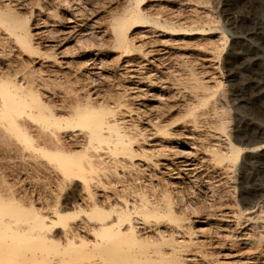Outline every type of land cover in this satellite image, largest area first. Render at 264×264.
I'll use <instances>...</instances> for the list:
<instances>
[{
    "label": "bare ground",
    "instance_id": "obj_1",
    "mask_svg": "<svg viewBox=\"0 0 264 264\" xmlns=\"http://www.w3.org/2000/svg\"><path fill=\"white\" fill-rule=\"evenodd\" d=\"M143 1L144 0H136L138 11L131 19L126 15L117 16L112 19L113 23L110 30L114 35L115 44L122 50V54L133 51L130 49V42L127 37V30L131 21H133L134 24L150 23L152 25H138V27L147 29L143 32L145 35L143 34L142 37L151 35L154 39L155 37H160L165 34L164 31L159 29V27L165 28L164 26H166V23L162 26V21L160 22L158 20L160 16L158 19H153L152 17H155L153 15L151 19L147 20L145 18L143 15L144 11L140 9ZM151 14L152 13H150V16ZM3 18L4 17L0 16V21L6 22ZM209 21H211V19ZM18 29H20V27H18ZM28 34V30L23 28L20 32L18 31L17 34L18 42L23 47V50H27L31 47V35L29 36ZM4 37L0 38V40H6ZM153 39L151 40L155 41ZM169 42L167 40L165 42L161 41L156 48L142 51L144 57L151 56L152 54L155 55V57L149 60L144 59V61H141L137 56V59L133 57L134 59L129 58V60L126 61V64H124V72L128 75L127 78L133 82V87L130 86V90L133 92V96L131 95L130 100L131 98L132 100L134 98H140V96L143 95L145 90H142V87L152 86L153 83L151 81L150 72L154 71L150 66L158 70V67L155 66L153 62L157 60L163 62V60L167 58V55H171L170 49H172L171 47L173 46H171ZM214 43L215 42H213V46ZM215 52L217 51H214L213 48L208 50L210 59L208 58L207 60L210 67L214 65ZM232 56L249 58L253 63H256L257 59L260 60L258 53L250 45L238 50L235 49ZM141 59L143 58L141 57ZM160 65H162V63H160ZM4 66L7 67V70L5 72H0V126H3V129L7 128L8 130L6 129V131L10 130L12 133L18 134V136L28 140V145H26L28 146L27 148L33 151L41 150L44 152L47 158H49V161L54 163L57 169H59V182H61L63 186L65 185L64 187L71 186L72 193L67 196L69 200L67 203H63V206H58L56 203L55 206H51L52 208L44 213L38 209L39 207L35 206L34 201H30L31 203L28 202V204H30L26 205L27 203H22L23 201L18 200V198L12 195L10 196V188L8 191L5 190V193L10 192L8 196H5L6 194L4 193V195L0 191V264L257 263L259 260H257V258L260 256L241 258V255H238L241 252H237V255L233 254V257H225L222 260L212 259V253L210 251V253H208L206 248V246L208 247L212 244L211 240L208 243L205 237L204 239H200L199 237H202L204 234V236H206V233H209L207 230L210 227L207 229L206 226H211L210 220L214 218H216L218 222H221L226 228L233 226V229L234 227L236 229H238V227L241 229L247 221H250L251 215L248 213L249 209L238 210L237 204H234L232 201L233 204L228 203L226 207L220 205L225 209L219 214L213 211L208 213L205 206L204 209L207 213L203 210L202 212L201 210L200 212L196 211V215L194 216L196 219H192V217L190 218L187 217L186 214L184 215L181 207L177 208L176 206V203L179 202L183 204V201H185L183 196L179 195L183 191L182 186L186 184L194 185L195 183L203 184L204 180L207 178L214 182H210L211 184L209 185L207 183L208 186L205 190L212 191L213 186L216 187V185L225 183V181L229 179L231 176V169L235 168L234 165L239 161L242 153L248 154L255 152L260 154L264 152V144L257 147H245V149H242L236 146L234 141L229 138L224 127V122L218 118L220 113L217 111V106L215 107L214 103L215 100H221V96L217 91L221 84L214 79V75L212 76L213 78L208 76V78L202 79L203 77L201 78V75L197 76V73L191 71L190 74L186 72L187 76L185 74L184 78H181L186 70H184L183 73L180 71V78L177 77L178 79L174 80L172 88L174 87L178 91L179 97L186 96L185 100L188 97V101L185 103L186 105L184 104L186 108L184 109L185 116L179 117L181 119L173 122H164V118H160L162 116H159L161 121L157 118L158 115L146 117V112L145 115L144 113L138 114L139 118L144 119L146 122V128L148 127L147 134L144 129L137 130L135 129L137 125L133 126L130 124L132 118L131 114H135L133 111L137 112L138 109H130L131 103H127L130 101L129 99H126L128 100L127 102L120 100L125 96H118L117 98H122H119V100L115 99L116 101L112 103L104 99H98L100 98L98 96L94 99H90L91 96H86V99L74 95L75 97L70 100L68 99V103L64 100V103L62 102L59 105H51L50 102L43 99L42 95L35 88L36 86L33 87V81H35L36 78L33 77L35 80H30V76L28 78L25 76L24 78L22 75H20L22 78H19V68L12 64H4ZM34 72L37 71H32V73ZM26 74H28V72L25 73V75ZM38 79L41 78L38 77ZM153 81L155 82V79ZM211 84L215 85V90L211 89ZM109 103H112V105ZM217 112L219 114H217ZM124 115L128 117H123ZM35 118H40L42 120L40 126L35 127V129L33 128L35 131L34 133L37 134V139H35V135L34 137L31 136L32 131L30 132L29 130L33 129L29 126L30 124H28L30 120ZM128 118L129 120H127ZM217 118L218 120H215ZM158 119L160 121H158ZM207 123L211 126L206 132L207 134H204V136L206 135L204 139L207 138L213 143L211 145L208 143L209 145L204 147L201 146L203 143L197 144L194 134L203 132L204 124L207 125ZM214 123H216L215 126ZM179 131H182V133ZM176 132H179L178 135L182 134V139L178 143L179 146L172 149L173 145L171 147L170 144L175 141V136H177ZM185 132L187 133L185 134ZM199 138L201 137L199 136ZM201 139L203 141V138ZM201 139H198V141L201 142ZM147 141L150 142V145H147L148 147L141 146V143ZM88 150L94 151V154H92V151L90 152L92 155L86 153L89 154L86 160L77 157L79 152ZM159 166L164 170V172L160 174L166 176V179H164L166 183L162 179L161 181L163 183L159 180L158 182L157 178H155V174L152 173V171H155ZM96 167L110 169L112 170L111 173L115 171L114 174L116 172L118 174V170L120 169L124 172L123 175L121 174L122 177L125 176V173L126 175H134L135 177L132 176L134 178L132 182L134 183H128L130 180L126 182L124 178L127 176L124 178L119 177L121 180L117 177L116 179L119 180L117 182L122 184L121 187L119 186L120 190L115 191L112 195L101 193L103 195L97 197L91 187L89 188V182H87L89 177L87 178L86 174H84L86 170H90L91 173H94L93 170ZM145 172L150 173L146 176H144V174L142 175V173ZM89 175L88 173V176ZM92 176L90 178H94V176ZM79 178L83 180V183ZM100 180L98 179L97 182H100ZM109 182L112 181H108V183ZM256 182H253L252 185H250V182H246L245 186L241 187V202L243 208L248 204L257 203L264 197V182ZM97 185H99V183L96 184V187H98ZM110 188L107 187L108 190ZM110 191L114 190L111 188L109 192ZM217 191L212 192L217 193ZM212 192H210L211 196L214 194ZM11 194H13V191ZM85 194L87 195V199L83 200ZM249 195H253V198L252 196L250 198ZM177 196H180L181 199ZM219 196L222 197V195H218L217 197ZM224 198L227 199L225 196ZM179 199L180 201L176 202ZM220 200L223 201L222 198H220ZM214 201L217 202L216 198L215 200L213 199V202ZM82 203L85 204L86 209L80 208L81 210L79 212L74 213L75 206H81L83 205ZM189 203L186 201V205L190 207L191 204L189 205ZM68 205L72 207L73 211H66L68 208L65 206ZM211 205H209L210 208L212 207ZM214 208H216V205ZM247 214L250 216L248 217ZM254 220H256V218ZM256 221H258V219ZM193 224H197V226H193ZM215 225L217 224L215 223ZM225 227L220 228L224 230ZM218 234L215 236L221 239L220 236L223 234ZM247 236H249V234ZM223 242H227V240ZM231 242L230 243L233 244L232 246L236 243L235 241L234 243L233 241ZM216 243H219L218 245L221 244V246L225 244L220 242ZM214 246H216V244L209 246V248ZM229 255L232 254L230 253Z\"/></svg>",
    "mask_w": 264,
    "mask_h": 264
},
{
    "label": "rangeland",
    "instance_id": "obj_2",
    "mask_svg": "<svg viewBox=\"0 0 264 264\" xmlns=\"http://www.w3.org/2000/svg\"><path fill=\"white\" fill-rule=\"evenodd\" d=\"M135 5L136 0H73V2L72 0H0V16L4 17L3 20H6V22L0 21V38L5 36L4 39L8 41L0 40V72L7 70L4 64H12L19 68V78H22V76L24 78L25 76L27 78L30 76V80H35L34 78H36L33 81V87L36 86L35 88L43 99L50 102L51 105H59L62 102L64 103V100L68 103V99L70 100L76 95L79 98L80 96L84 98L91 96L90 99L98 96L100 97L98 99H104L112 103L125 96L120 100L127 102L128 100L126 99L130 100L131 95L133 96V92L130 90L133 82L127 78L128 75L124 72V64L129 58L132 59L134 57L137 59V56L141 61L155 57L153 54V56L150 54L151 56L144 57L142 51L156 48L161 41L165 42L167 40L173 46L170 49L171 55H167L163 62L159 60L153 62L158 67V70L150 66L154 71L150 72L152 86L142 87L141 89L145 90L143 95L133 100L131 98L127 102L128 104L131 103L130 109H138L137 112L133 111L135 114H131V123H129L133 126L137 125V127L135 126L137 130L144 129L145 133L148 134L146 122L144 119L139 118L138 114L144 113L145 115L146 112V117L158 115L157 118H159V116H162L160 118H164V122H173L181 119L179 117L185 116L184 109H186L185 103H187L188 97L186 100V96L179 97L178 91L174 87L172 88V83L180 78V71L183 73L186 70L181 78H184L186 72L190 74L193 71L198 74H196L197 76L201 75L202 79L214 75V79L221 84L220 88L217 89L221 100H215L216 102L214 101V103L220 113L218 118L224 122L228 136L234 141V144L242 149L264 144V0H144L140 6V9L144 11L143 15L147 20L151 19L152 15L155 16L152 17L153 19H158L160 16L158 20L163 22H161L162 26H164V23H166V26H164L165 28L159 27V29L164 31L165 34L154 39L151 35L142 37L143 34L145 35L143 32L147 29L138 27V25H152L150 23L134 24L131 21L128 26L127 37L130 42V49L133 51L122 54V50L115 44L114 35L110 30L113 23L112 19L122 15H126L131 19L138 11V7ZM150 13H152L151 16ZM210 19L211 21H209ZM22 28L28 30V35H31V47L29 48L31 51L29 49L23 50V47L18 42L17 34ZM213 42H215L214 46L218 47H214ZM247 45L252 46L258 53L260 60L257 59L256 63H253L249 58L232 56L235 49L238 50ZM212 48L217 51L213 62V67L216 66L215 68L212 66L211 68L207 60L208 58L210 59L208 50ZM29 69L31 73L32 71H37L38 74L37 72L31 74ZM27 72L28 74L25 75ZM38 77L41 79H38ZM154 79L155 82L153 81ZM210 86H212L211 89H216L214 84ZM120 95L122 97L117 98ZM112 103L109 104L112 105ZM182 104H185L184 108ZM219 113L217 112V114ZM123 117L126 116L124 115ZM218 118L215 120H218ZM159 119L158 121L161 120ZM40 123L42 124L40 118H35L28 122L32 129L40 126ZM207 125L204 124L203 132L194 134L197 144L203 143L201 146L204 147L213 143L207 138V140L204 139L206 136L204 134H207L206 132L211 126L209 123ZM0 127V191L4 194L5 190L8 191L10 188L9 191L11 193L13 191V194L7 192L5 193L6 195L4 194L5 196L10 193V196L18 198V200L23 201L22 203H27L26 205L34 201L35 206L39 207L38 209L44 213L55 206L56 203L58 206H63V203H67L69 200L67 196L72 193V187L67 185V187H64L65 185L63 186L59 182L60 171L55 164L50 162L47 155L41 150L33 151L27 148L28 140H25L24 137L18 136V134H14L10 130L6 131L7 128L4 127L5 129H3V126ZM34 129L29 131H32L31 136L34 137L35 135V139H37ZM179 132L182 133V131ZM178 133L176 132L177 136H175L176 138L178 137L177 140L175 138V141L170 144L171 147L173 145L172 149L177 148L179 146L178 143L182 139V134H179V136ZM199 136L203 138V141ZM198 139H201V142ZM147 145H150V142L141 143V146L148 147ZM91 151L79 152L77 157L86 160L89 154H94V151H92V154L90 153ZM248 154H241L239 161L234 165L235 168L231 169V176L225 183L218 184L216 187L213 186L214 190L212 189V191L216 192L220 188V194L219 191L214 193L205 190L209 184L214 182L206 178L203 184L195 183L194 185L186 184L182 186V195L181 193L179 195L183 196L185 201L180 204L178 201L181 198L177 196L180 199L176 201L179 203H176V206L177 208L181 207L184 215L186 214L187 217H192V219H196V217L194 218L196 211L200 212L201 210L202 212L203 210L208 213L213 211L219 214L225 209L223 207H226L228 203L233 204V202L237 204L238 210L249 209L248 213H250L251 217L253 216V220L250 217V223L247 221L248 223H245L246 226H242L241 229L239 227L238 229L235 227L233 229V226L227 227V229L214 218L210 220L211 226H206L207 229L210 227V230H207L209 233H206V236L204 234L199 237L200 239L205 237L208 243L211 240L212 244L209 246L216 244V246L210 248L206 246L207 252L212 253V259L222 260L225 257H233L235 254L237 255V252H241L238 254L239 256L241 255V258L260 256L257 258L259 262L257 261L256 264H264V197L257 203L246 205L245 208H243L241 202V187L245 186L246 182H250V185L256 181H258L256 183L264 182V152ZM111 171L107 168L96 167L93 170L94 173H91L90 170L84 172L87 178L94 176V178H88L87 182H89V188L91 187L97 197L103 195L101 193L112 195L115 191L120 190L119 188L122 184L117 181L121 180L120 178L124 172L119 169L118 176L117 172L114 174L115 171L112 173ZM162 172L164 170L160 166L155 171H152L157 181L166 179L165 175L160 174ZM88 173L90 174L89 176ZM149 173L145 172L142 175L146 176ZM125 176L122 178L125 177L124 180L126 179V182L130 180L128 183H134L132 182L134 175H126L125 173ZM117 177L119 180L116 179ZM98 179H101L100 182H97ZM79 180L83 183L81 178ZM108 181L112 182L108 183ZM96 182L99 183L98 187H96ZM107 187H111L114 191L109 192L111 188L108 190ZM210 192L214 193L212 196L216 197H212ZM218 195H222V197H217ZM84 196L83 200L87 199V195L85 194ZM251 196L253 198V195H249L250 198ZM215 198L216 201L220 200V198L223 199V201H214L217 209L214 208L213 199L215 200ZM186 201L187 203L191 202L189 205L191 204L193 208L191 205L190 207L186 205ZM28 202L30 203L28 204ZM82 204L81 206H75L74 213L79 212L81 209H86L85 204ZM209 205L212 207L210 208ZM208 206L209 208L207 209ZM65 207L68 208L66 211H73L70 205ZM250 215L247 214L248 217ZM255 218L258 221L254 220ZM193 226H197V224H193ZM220 227L225 228L221 230ZM217 234H223L221 235L223 237L220 236L221 239H218V236H215ZM227 234L230 235L228 236ZM248 234L249 236H247ZM226 240L227 242H223ZM231 241L233 243L235 241L237 244L234 243V246H232ZM216 242H223L225 246L218 245L219 243ZM230 253L232 255H229ZM243 253L244 255L242 256Z\"/></svg>",
    "mask_w": 264,
    "mask_h": 264
}]
</instances>
